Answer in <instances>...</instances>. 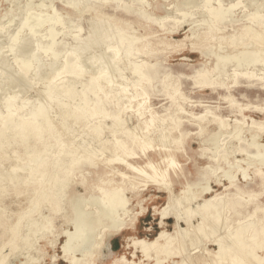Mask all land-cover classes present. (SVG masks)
Wrapping results in <instances>:
<instances>
[{"label":"bare ground","instance_id":"6f19581e","mask_svg":"<svg viewBox=\"0 0 264 264\" xmlns=\"http://www.w3.org/2000/svg\"><path fill=\"white\" fill-rule=\"evenodd\" d=\"M113 2L107 0L105 4L92 8L97 20L105 21L103 23L108 25L107 30L116 33L114 39L118 47H108L115 49L112 64L114 73L110 75L104 69L97 70L94 74L85 75L80 81L65 83L64 78L59 79L62 75L59 72L61 75L52 77L45 87L43 85L48 94L46 101L41 103L45 105L39 108L35 101L38 109L34 106L35 110L28 111L30 103L24 100L20 105L16 104L18 106L14 107L10 118L5 112L0 119V264H6L9 257L24 244H28L34 253H29L30 260L39 263L44 259V252L35 243L49 235H54L55 241L60 234H65L67 238L62 247L64 255L61 259L68 264H96L93 256L107 239L136 230L138 217L147 210L143 205L144 200L138 201L137 205L132 200L138 199L143 189L148 187L168 194L166 207H155V213L162 217L160 226L163 230L153 240L127 236V245L135 249L133 258L139 252L143 260L138 262L121 256L110 264H264V203H253V198L258 195L249 196L250 200L245 201V194L248 193L237 185L239 172H242L246 183L253 180L241 166L242 162H246L249 169L252 167L251 170H254V175L261 179L260 187L264 191V120L249 117L250 121L247 122L248 117L244 112L250 107L234 99L237 89L264 92L263 9H256L261 16L259 13L247 15L246 11H242L246 23L235 26L227 21L240 3L231 1L224 5L218 1L216 6L208 7V16L202 21V28L192 30V36H187L202 56L209 57L210 62L217 61L213 68L206 63L196 71V77H193L195 85L212 94L226 92L227 96L223 98L231 102V114L237 113L235 116L241 117L233 121L234 125H229L206 106L204 115L191 116L200 132L206 131L210 125H217L219 129L215 136L209 133L213 136L209 139L201 134L202 155L206 154V147L209 146L214 147L210 152L216 150L217 155L213 154L208 167L197 168L193 175L192 172L186 173L177 161V154L183 152V141L189 135L184 128V116L188 117L190 113L178 104L176 96L179 93L182 100L187 98L180 91L178 82L171 85L165 80L161 81L162 70L157 61L155 64L150 63V59L157 56L155 47L146 43V37L152 35V31H146L143 37L131 34L132 25L139 21L129 23L119 17L117 10L120 7L116 4V13L107 14L102 7ZM124 9L127 14L132 12L128 7ZM67 16L69 20L75 17L71 12ZM140 17L139 20H153L152 13H142ZM62 18L60 14L56 15L49 29L55 30L62 24ZM42 21L38 18L35 23L40 25ZM166 29L169 33L174 31ZM57 36V31H53L51 43L45 49L46 54L57 55ZM158 43L166 49L173 46L172 41L165 38H160ZM177 43L180 44H174ZM120 48H124L123 53ZM31 50L30 46L21 48L23 54H29ZM122 54L128 61L124 66ZM141 56L145 60L140 61ZM258 65L260 68L255 72ZM250 67H254V71H250ZM82 69H74L73 74L79 75ZM126 73H130V77ZM168 78L173 80L174 77L169 74ZM158 82L163 83L166 96L174 103L168 109L171 111L168 117L156 118L154 112L146 113L151 91ZM91 97L95 99L97 109L75 106L76 102L85 103ZM7 100L10 104L15 102L13 98ZM123 102L127 105H121ZM105 105L113 108L109 117L112 118L111 124H107L108 116L102 112ZM255 108L261 112L264 110ZM125 112L136 116L137 126L130 128L127 125V118L122 116ZM209 114H212L211 118ZM157 121L159 126L154 125ZM224 133L231 137L230 149L226 144L219 143ZM246 133H249V138H244ZM155 134L160 142L158 146L151 140ZM103 135L108 136L109 144L104 143ZM96 144H100V147L95 146L97 149H93ZM137 150H141V156ZM219 150L223 152L220 154ZM237 154L243 157L241 161H238ZM245 154L247 158L244 159ZM152 157L160 158L161 162L155 163ZM141 161L144 166L140 165ZM4 167L6 169L3 171ZM123 168L136 176H130ZM87 170L91 171L90 176L84 175ZM117 177L120 182L116 180ZM87 179L96 182V185H93L94 182L89 184ZM74 183L82 184L85 193L76 191L74 187L69 189ZM176 183L181 186L179 192L173 191ZM213 183L223 185L227 191L235 187L237 193L219 194ZM206 195L210 197L204 199ZM11 196L19 199V207L13 213H8L3 200ZM21 197L24 199L21 200ZM192 197L200 201L202 211L192 209L193 212H186ZM66 199L69 202L65 203ZM14 216L16 220L12 222L10 219ZM236 216L250 220L232 228L230 223ZM62 217L65 223L74 228L73 232H59L56 221ZM196 217L197 223L194 221ZM170 219L176 221L174 232L164 230L166 220ZM213 223L226 227V233L217 235L219 230L216 232L212 228ZM210 244L217 246L218 250H211ZM200 246L203 252L193 254ZM6 248L10 249V253L4 252ZM189 248L192 249L188 251ZM109 250L111 253L112 250ZM77 252L82 253V258L76 257ZM179 257L181 261L175 259ZM51 262L57 264V259L53 258Z\"/></svg>","mask_w":264,"mask_h":264},{"label":"rangeland","instance_id":"374dc122","mask_svg":"<svg viewBox=\"0 0 264 264\" xmlns=\"http://www.w3.org/2000/svg\"><path fill=\"white\" fill-rule=\"evenodd\" d=\"M105 1L107 0H0V111L3 112V114H0V119L3 118L5 112H7L6 114H9L6 115L7 118H10V115L13 113L12 110L15 106H18L16 104L20 105L24 100L25 102L31 104H29L28 111L30 109L35 110L36 107V109H38L39 106V108H41L43 105H45L41 104L46 101V97L48 95L44 91V87L52 79V77H58V75H61L59 72L62 73V75L59 76V79L64 78L65 83H70L76 80L80 81L85 75L88 76L91 75V73L94 74L95 71L97 72V70L104 69L106 70L107 74L110 73V75L114 73L112 72V64L113 51L115 49L108 47H118V44L115 43L116 40L114 39L116 33L110 29L107 30L108 25L103 23L105 21L97 20L96 14L92 8L105 4ZM186 1H188V3ZM186 1L182 0V2L179 3L180 0H114L113 3L102 7V9L107 12V14L111 15L116 13L115 6L118 5L120 9L117 10V15L119 17L124 20H128L129 23L139 21L138 24L135 23L132 25V30L130 32L133 35L143 37L146 36V31H152V35L146 37V43H151L155 47L157 50V56L156 58H151L150 63L155 64L157 61V63L160 64L162 70L161 81L165 80L166 83H170L171 85L175 82H178V85H180V91L184 94V97L187 98V100L184 101L180 98L179 93L176 96L178 104L182 105L185 110L190 113L188 117L184 116V128L185 131L189 133V135L186 136L185 140L183 141L184 150L183 152H179L177 154V161L179 166L182 167L186 173L190 174L192 172L194 175L197 168L208 167L211 158L214 155H217L215 153L216 150H214V152H210L214 147L211 145L213 148H210L208 144L207 145L209 147H206V154L202 155L203 153L200 149V143L203 136L209 139L210 137H213L212 135H217L219 129L217 125H210L206 131L200 132L196 121L192 120L191 116H198L201 114L204 115L206 112L204 107L206 106L208 109H211L215 115L224 118V120L227 121L229 125H234L233 121L236 118L240 119L241 117H236L235 115L237 113L231 114V102L223 98L224 96H227L226 92L219 91L218 94H212L211 91L200 89L195 85V79L193 77H196V71L202 68L206 63L209 67L213 68V66H216L217 61L212 60L210 62L209 57L202 56L201 52L191 45V42L189 39H187V36H192V30L197 31L198 29L202 28V21L206 20V17L208 16V7L210 5L216 6L218 1L224 5H228L231 1L240 3L239 8L233 11L232 17H229L227 21L229 24L236 26L238 24L246 23V19L242 18V11H246L247 13L245 14L247 15H252L254 13L259 15L260 12H258V14L256 9L258 11L263 9V13L261 11V14L264 16V0H211L209 3H207L206 0ZM182 5L186 8H184ZM126 7L130 8L132 12L127 14L124 9ZM69 12H71L72 15H75V17H72L71 20H69L67 16ZM142 13H152L153 20H139ZM59 14L63 17L62 24L58 25L55 29L58 33L56 42L58 44L57 48L59 50H56V56H51L50 54H46L45 49L50 45L52 40L51 34L53 31H55L49 29L53 23L52 20H54L56 15ZM38 18L43 20V23L40 25H36L35 23L36 19ZM67 21L70 22L68 23ZM78 27L80 30L77 29ZM166 28L174 29L173 33H169ZM108 32L109 34H107ZM160 38H165L169 41H172L173 46L166 49L164 45L158 43ZM110 41H112L113 44L110 45ZM176 42H179L180 44H174ZM26 46H30L32 48L29 54H23V52H21V48ZM120 49L123 53L124 48ZM123 55L124 54L121 56L124 57L122 61L124 66V64H128V61ZM88 58L94 62V66L91 64L92 62H88L90 60ZM143 59L145 60V57L141 56L139 60L141 61ZM17 60L19 63H16ZM79 67L84 69H82L81 73H78L81 77L75 73L73 74V70L79 69ZM250 68L252 69L250 71H254V67ZM259 68L260 65L256 66L255 72H257ZM126 74H128L127 76L130 77V73ZM169 74L174 77L173 80L168 78ZM247 84L249 83H245V85ZM78 89L80 91L81 87ZM165 91L166 87L163 85V83L158 82L155 89L151 91V96L147 103V114L148 111H152L155 113L156 118L170 116L171 111H168V109L172 108L174 103H172L169 96H166L167 94ZM7 98H13V101H15L16 98L17 99L14 103L10 104L9 100L5 101ZM234 99L239 104L244 106L248 105L250 107L244 112V114L248 117L247 122L250 121L249 117L259 121L264 120V110L261 112L255 108L260 107L264 109L263 91L260 93L258 89L253 91L247 89H237L234 92ZM94 101L95 99L91 97L85 103L76 102L75 106H86L88 108L97 109L98 106L94 103ZM35 103L39 106H36ZM124 103L125 102H123L121 105H127V103ZM84 111L86 112L87 110ZM112 111L113 108L110 105H105L104 109L102 110V112L108 116L106 118L108 120V122L106 121L107 124H111L112 122V118H109ZM122 116L127 118V125L130 128L138 125L136 123V116L132 113L125 112V114ZM208 117L211 118L212 114H209ZM154 125L159 126V122L157 121ZM153 127L154 126H152V128ZM136 131L139 130L137 129ZM209 133L212 135L210 136ZM201 134H203V136H201ZM103 136L104 137H102V139L104 143L109 144L110 140L108 139V136ZM244 138H249V133H246ZM151 140L155 146L160 144L156 134L151 137ZM219 143L223 145L226 144L230 149V135L228 133H224V135L219 139ZM235 143L239 145L236 140ZM95 146L100 147V144L94 145L93 149H97ZM222 152L223 150H219L220 154ZM137 153L139 156L142 155L141 150H137ZM150 154H153V152H150ZM110 155L114 156L113 154ZM110 155H106V157H111ZM246 155L247 154H245L244 159L247 158ZM152 158L155 163L161 162L160 158ZM237 158L238 161H241L243 157L238 155ZM140 165L144 166V162L141 161ZM241 166H243L242 168L246 169L247 173L253 177L251 182L246 183L242 172L238 173L237 185L240 187V189H244L248 193L245 194V201L250 200L249 196L258 195V197L255 199L253 198V203L263 204L264 191L260 187L261 179L254 175V170H251L252 167L249 169L246 162H242ZM5 169L6 167L2 168L3 171ZM123 170L127 171L125 168H123ZM127 172L130 176H136L131 171ZM170 172L173 174V169H171ZM90 173L91 171L87 170L84 175L90 176ZM219 176L221 177L222 174ZM87 180H89V184L94 182L90 179ZM116 180L120 182V178L117 177ZM75 182H77L76 179ZM223 183L225 185H229L227 181H223ZM93 185H96V182H94ZM104 186H106V184ZM73 187L76 189V191H80L82 194L85 193L82 184L75 185L74 183L69 189H72ZM213 187L219 194L229 193L230 195H234L237 193L235 187L229 191L225 190L223 185H216L213 183ZM173 189V191L179 192L181 186L176 183L173 185ZM129 196L132 197L131 194H129ZM167 196V193L159 192L155 187H148L143 189L142 194L138 197V199L133 198L132 203H134V205H137L138 201L144 200L143 205L147 210L146 213L138 217L135 231H126L125 233L107 239L103 243V247L101 246L102 251L100 247L93 256V258L96 259V264H110L115 260V258H120L121 256H126L128 260H138V262L139 260H143L142 255L139 252L137 253L136 258H133L135 249L132 246L129 247L127 245V236H134L147 240H153L156 238L163 228L160 226L162 217L155 213V207L158 209H163L166 207L168 201ZM11 197H7L3 200L4 205L8 207V213L11 211V213H13L16 208L19 207V199H15L14 196ZM209 197V195H206L204 199H208ZM22 199L24 198L21 197V200ZM191 199V201L190 199L188 200L190 202L188 203L189 207L187 208L186 212H193L192 209H195V211L196 209L202 211L203 206L200 204V201L196 200L194 197ZM67 202H69V200H67L65 203ZM192 203L195 206L192 205ZM196 205L198 207H196ZM136 209L140 211V208L137 207ZM236 217L237 218L232 221V223H230L232 228L237 227L239 223H244L245 221L250 220V218L240 219L238 216ZM10 220L14 222L16 217L14 216ZM196 220L197 217L194 220L195 223H197ZM175 222L176 221L174 219L166 220L164 230L168 232H174L176 228ZM56 226L61 233H65L66 231H74V228L71 225L65 223V219L63 217L56 221ZM181 226L186 227L185 224H181ZM212 228L215 231L217 230L216 232L219 230L217 235H224V233H226V227H219L218 223H213ZM223 229L225 230L223 231ZM208 235L209 237H212L211 234ZM49 236L46 239H40L37 243H35L38 247L43 248L44 252V259L39 263L30 260L29 253L33 255L34 253L28 244H24L21 245V247L16 252H14L12 256L9 257L6 264H52L51 261L53 258L57 259V264H68L64 259H61L64 255L62 247L67 239L66 235L60 234V236L55 241L54 235ZM50 241L54 242L49 244L48 242ZM109 248L112 250L111 253L113 255L110 253ZM209 248L211 250H218L217 246L211 244ZM191 249L192 248H189L188 251ZM197 249L193 252V254L199 255L203 252L202 246ZM4 252L6 254L10 253V249L6 248ZM100 252H102L101 255ZM75 254L76 257L82 258L81 252H77ZM195 255L193 256L195 257ZM175 259L181 261L180 257Z\"/></svg>","mask_w":264,"mask_h":264}]
</instances>
